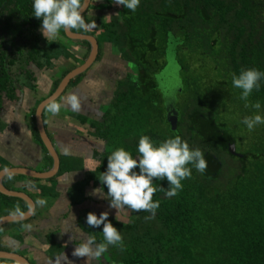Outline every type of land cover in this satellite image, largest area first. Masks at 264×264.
Listing matches in <instances>:
<instances>
[{
  "label": "trees",
  "instance_id": "obj_1",
  "mask_svg": "<svg viewBox=\"0 0 264 264\" xmlns=\"http://www.w3.org/2000/svg\"><path fill=\"white\" fill-rule=\"evenodd\" d=\"M82 1L0 0V171L42 173L52 167L35 109L88 57L89 43L64 33ZM108 1L102 0L105 11L91 5L70 26L73 33L93 36L98 54L65 89L73 98L63 93L45 109L62 101L73 107L68 115L78 125L67 120V129L54 133L70 138L79 153L63 151L43 113L59 169L44 180L2 178L7 190L31 198L35 211L0 227V251L28 259L36 251L24 241L31 235L48 244V261L58 260L65 247L54 233L39 229L46 212L40 203L57 199L61 179L70 177V207L87 200L84 189L92 185L111 210L103 218L88 210L77 216L83 237L77 245H87L93 256L80 264H94L98 251L104 264H264V120L248 139L221 117L240 113L242 104L246 127L253 112L264 116V0H119L117 8H107ZM68 43L79 49L77 55ZM169 46L176 80L166 76ZM51 61L61 68L50 71ZM179 79L184 88L174 90ZM89 83L96 84V97L77 90L90 89ZM24 90L42 97L21 124L13 115ZM170 93L175 98L166 96ZM219 96L227 97L223 107ZM4 100L16 101L13 113L3 114ZM82 101L91 104L88 113H81ZM245 137L246 147L239 150ZM85 159L93 164L86 172ZM27 208L24 200L0 193V218ZM0 264L18 263L0 259Z\"/></svg>",
  "mask_w": 264,
  "mask_h": 264
},
{
  "label": "crops",
  "instance_id": "obj_2",
  "mask_svg": "<svg viewBox=\"0 0 264 264\" xmlns=\"http://www.w3.org/2000/svg\"><path fill=\"white\" fill-rule=\"evenodd\" d=\"M91 5L94 7V9H92L94 11L96 10V6H98L100 8L98 10L99 12L105 11L104 9H102V8H104L102 6V0H90L88 7ZM95 16L97 17L100 15H95ZM90 17L92 18L91 15H90ZM88 26L91 28L93 27L92 24H90ZM42 28H43V26L41 27V30H42ZM51 37H52V35H50V39H51ZM71 48L76 49V52L74 54L77 55L78 54L77 48H75L71 45H68V49L71 50ZM112 65L116 66V64L114 62H112ZM40 76H37V77H40ZM46 83L47 82H45V80H44L43 85L45 86L46 89H48L49 86ZM73 89L74 88H71V90H73ZM39 91H40V93L44 94V88L43 87H40ZM90 92L86 91L85 93L90 94ZM92 94L94 95V97H96V95L94 93H92ZM40 97H42V96L36 95L35 93H32L28 90H24L23 93L21 95H19V100H18L19 103H17L19 106V111L17 112V115H13V116H17L18 119L20 118L21 120L19 119V121L22 124V119L25 116L24 114H26L27 112H29L30 109H32V107L35 105V102ZM64 98L72 99L73 96L68 95V93L66 92V93H64ZM14 104L12 103V107ZM68 104L69 103H65L64 101H62L53 107H54V110H56V111L59 108H61L64 110H68V112H70L71 110L69 109V107L71 109H73V107L69 106ZM11 112H12V110H11ZM45 112H46V119H47L46 120V126L48 127L49 130L53 129L51 134H52V136H54L55 142L57 144H58V142H60L58 145L63 144L67 147L68 146L70 147V145H73V141L70 138H65V137L59 138V137H57V134H59V131H57V130L58 129H67L65 126V123H66L65 121L69 120V122L70 121L72 122L73 118L66 113H62V111L60 113L58 112L56 115H53V116L51 115V111H49V110L43 111V113H45ZM47 112H49V113H47ZM43 113H42V115H43ZM81 113L83 114V111H81ZM57 121H59V123ZM73 123H77V122L73 121ZM54 132H56L57 134ZM75 156H77V155L75 154ZM85 160L86 161L83 162V165H84L83 169L86 172V171H89L90 168H92L93 164H91L92 166L89 168L88 166H90L91 162H87V159H85ZM70 180H71L70 177H64L61 179L59 187H58L60 197H58L52 204H50V206H48L46 208V210H48V212H47L45 218L39 222V229H41V232L42 233H50V232L54 233V238H55L57 244L64 246L65 250L59 256V258H58L59 261L56 260L54 262H50L47 260V258L44 255V251L48 248V246H47L48 244L46 245L44 243H41V242L35 240L33 237H31V235H26L25 240H24L25 243L36 249L35 252L29 254L32 256V259H30L29 257L27 259L28 261H33L34 264H55V262L56 263L59 262L60 264H62V262L64 264H72L71 260L72 259L75 260L76 255H74L75 257H73L71 254L75 253V252L78 254L80 253L79 256H82V258H83V259L81 258V261L84 260V262L87 261V258L89 256H90V259H92V257H93V256H91L92 255V253L90 252L91 250L87 247V245H82V247H80L81 245L80 246L77 245V244H81L80 242L83 240V237L79 233V230L75 227L78 215L76 214L75 210L69 209V201L65 195L66 189L69 187V185L71 183ZM84 192H85L84 196L87 197V201L90 202V207H91V210L93 211L94 215L95 216L98 215L101 218L105 217L106 213L104 211L107 208L106 199L104 197H102L100 194H97L98 191H96V189H94L92 187V185H89L88 188L86 187L84 189ZM34 205H35V203H34ZM110 211L111 210H109V212ZM66 251H69V252L66 253ZM98 253H99V256L96 255V258L94 257V260H93V261H95L94 264H99L100 260H102L100 255L103 252L98 251ZM87 254H88V256H87ZM93 255H95V254L93 253ZM78 264H80V263H78Z\"/></svg>",
  "mask_w": 264,
  "mask_h": 264
},
{
  "label": "water",
  "instance_id": "obj_3",
  "mask_svg": "<svg viewBox=\"0 0 264 264\" xmlns=\"http://www.w3.org/2000/svg\"><path fill=\"white\" fill-rule=\"evenodd\" d=\"M90 0H83L81 6L66 20L64 24V33L65 36L69 40H75V41H86L90 45V51L88 54V57L84 61L83 64L77 66L73 70H71L69 73H67L60 83L58 84L55 91L47 98H45L43 101L39 103L35 110V123H36V129L38 131V134L40 136V139L42 141L43 146L48 152V155L52 158V167L42 173L35 172L33 170L27 169V168H10V169H4L0 171V193L9 197H17L22 200H24L28 208L27 210L18 215H8L0 218V227L3 225H6L8 223H14V222H20L29 219L35 210L34 202L31 198H29L26 194L15 192V191H9L2 185V178L6 175H24L27 177H32L36 179H49L52 178L59 169V156L55 149L54 144L50 140L49 136L47 135L44 125H43V119H42V113L44 109L56 101L65 91V89L68 87L70 81L74 79L75 77L79 76L80 74L86 72L92 64L95 62L97 54H98V44L96 42V39L93 36L90 35H82L73 33L70 31V26L74 21H76L88 8ZM101 259H103V255L101 254ZM0 259L14 261L18 264H30V262L25 258L18 254L11 253V252H4L0 251ZM105 262V261H104Z\"/></svg>",
  "mask_w": 264,
  "mask_h": 264
},
{
  "label": "rangeland",
  "instance_id": "obj_4",
  "mask_svg": "<svg viewBox=\"0 0 264 264\" xmlns=\"http://www.w3.org/2000/svg\"><path fill=\"white\" fill-rule=\"evenodd\" d=\"M118 5H119V0H110V2L108 1V3H105V6H107V8H117L118 7ZM100 18H102V17H100ZM44 28V29H43ZM42 28V31H43V34L45 35V37H48V38H50V35H51V32L50 31H48V29H47V27H43ZM97 28H98V26H97ZM96 28V29H97ZM68 45H70L69 43L67 44V47H68ZM71 46H73V45H71ZM170 47L171 46H169L168 47V51H167V58H166V61H167V67H166V71H167V79H174V80H176V78L179 76L178 74V69H177V66H176V63L174 62V57H175V52L172 50V49H170ZM77 50L79 51V49L77 48ZM71 51L73 52V53H75L76 52V49H72L71 48ZM172 51H173V53H172ZM172 53V54H171ZM170 54V55H169ZM104 58L107 60V61H109L110 60V58L105 54L104 55ZM94 64V63H93ZM92 64V65H93ZM51 68H50V71H53L54 69H52V68H55V67H58V68H61V66H60V64L57 62V61H51V66H50ZM34 72H35V74L38 76V73L39 72H41V71H39L38 69H34ZM166 74V73H165ZM191 76V75H190ZM166 77H163V79H165ZM86 79H88V77L86 78ZM169 79V80H170ZM168 80V81H169ZM93 81V80H92ZM167 81V80H166ZM165 81V82H166ZM178 84L176 83L175 84V88H174V90H178V89H180V88H184V86L182 85V84H180L181 83V80L179 79L178 81ZM179 85V86H178ZM84 87V86H83ZM88 87H90V89H84V88H82V89H77L81 94H82V91L83 92H93V93H96L97 95L99 94V92H95V89H96V84L95 85H93V84H90L89 83V85H88ZM84 89V90H83ZM67 93H70V89L69 90H67L66 91ZM90 92V94H88V93H85L86 95H91V97L92 96H94L92 93ZM116 92H119V91H116ZM177 92V91H176ZM176 92H175V94H176ZM175 94L173 93V94H167L166 96H168V97H170L171 99H173V98H175ZM102 97H104V96H102ZM220 97V96H219ZM111 98H113V97H111ZM28 99V98H27ZM108 98H106V100H107ZM220 99L221 100H219V104L221 105V107H223L225 104H226V99H227V97L226 98H224V96H222V97H220ZM103 100H105V99H103ZM114 101V98L113 99H111V100H107V102H105L106 104L109 102V103H112ZM173 101V100H172ZM83 102V101H82ZM12 103L14 104H16V101H14V102H10V101H8V100H4L3 101V108H2V111H3V114L4 113H6V112H11V110H12ZM81 105H83L84 106V110H83V113L85 114V113H88V109L87 108H91L90 107V105L91 104H87V103H85V102H83V103H80ZM172 106V105H171ZM245 106H246V104H242V105H239V110H240V113H238L237 112V114H235V115H227V114H221V117H223V119L224 120H229L230 121V123H233L232 125L233 126H230L228 129H234V130H236L237 131V133H238V135L240 136V137H243L244 135L247 137V136H254V134H252L253 132H255V133H258V130L262 127L261 125H262V123H263V120H264V116L263 117H258V112H253V114H252V116L254 117V119L252 118V117H250L249 119H251V124H249V126L248 127H246L245 126V121L243 120V117L245 116L246 118H247V115H246V109H245ZM86 107V108H85ZM47 110H49V111H51V115L53 116V115H56L58 112L60 113L61 111H62V113H66V114H69L70 115V113L68 112V110H64V109H61V108H59L57 111L56 110H54V107H52L51 109H47ZM1 111V112H2ZM46 111V110H45ZM47 113H49V112H47ZM255 113H256V115H255ZM25 115V114H24ZM48 115V114H47ZM73 121H75V120H73ZM73 121H72V123H73ZM74 124V126H76V125H78L77 123H73ZM252 129H255V131H253L252 132ZM246 131V132H245ZM246 137L243 139V140H241V141H238V149L239 150H241V147H246V145L245 144H247V141H248V139H250V137L248 138V139H246ZM239 145H241V147L239 146ZM61 147H62V149H63V151H65L66 153H76V154H78L79 153V151H78V149L76 150V148L75 147H72L73 145H71V147H67V146H65V145H60ZM91 166V165H90ZM90 166H88L89 168H90ZM89 186H87V188H88ZM66 195V197H67V199H68V201L70 202V199H69V196H68V194H65ZM59 197H60V195H59ZM56 200V199H55ZM54 200V201H55ZM42 201V203H40L41 204V207H44V208H47L48 206H50V204H52L54 201H50V199H47V200H41ZM69 209H73V210H75L76 211V214L77 215H81V213H83L84 212V210H88L89 212H93L92 210H91V207H90V202L89 201H87V200H85V201H83L80 205H76L75 207H70L69 206ZM47 212H48V210H46V212H44L43 213V215H45L46 216V214H47ZM108 212V211H107ZM66 216V215H65ZM67 217V216H66ZM67 252H69V251H66V253ZM71 254V253H70ZM73 257H75L74 255H76V259L74 260V259H72L71 260V263L72 264H78V263H80L81 262V258H82V256H79L80 255V253L78 254V253H72L71 254ZM30 259H32V256L31 255H29L28 256ZM83 259V258H82ZM57 261H59V260H57ZM55 264H60L59 262L58 263H56L55 262ZM62 264H64L63 262H62Z\"/></svg>",
  "mask_w": 264,
  "mask_h": 264
},
{
  "label": "flooded vegetation",
  "instance_id": "obj_5",
  "mask_svg": "<svg viewBox=\"0 0 264 264\" xmlns=\"http://www.w3.org/2000/svg\"><path fill=\"white\" fill-rule=\"evenodd\" d=\"M45 110V109H44ZM101 261V264H104L105 262H106V260H105V262L103 261V260H100ZM99 264H100V262H99Z\"/></svg>",
  "mask_w": 264,
  "mask_h": 264
}]
</instances>
